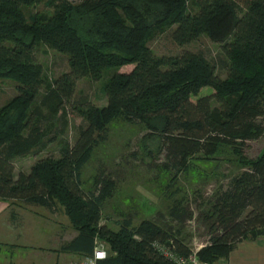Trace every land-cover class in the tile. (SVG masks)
<instances>
[{
  "label": "trees",
  "instance_id": "trees-1",
  "mask_svg": "<svg viewBox=\"0 0 264 264\" xmlns=\"http://www.w3.org/2000/svg\"><path fill=\"white\" fill-rule=\"evenodd\" d=\"M44 2L0 0V79H12L18 91L0 111V200L52 213L63 207L79 231L63 250L91 256L99 239L109 254L98 264H176L160 249L190 257L194 250L179 237L191 218L188 208L171 212L178 230L151 220L135 226L132 216L114 230L102 224L112 181L97 177L94 190L86 191L83 170L118 120L164 137L170 154L181 156L174 166L179 171L188 170L193 150L205 149L210 156L233 146L240 156L234 145L258 140L263 128L255 120L264 115V0H48L51 13L28 16L30 7ZM166 24L176 27L172 39L180 47L203 36L219 44L226 79L202 53H153L147 39ZM39 43L68 56L70 64L41 98L46 78L36 57ZM125 66L134 68L120 72ZM110 70L115 72L103 91L105 106L86 96L75 100L81 79L100 81ZM204 89L213 93L200 96ZM60 112L58 134L70 114L84 121L74 144H63L58 157L47 155L16 175L15 160L43 150L42 123ZM240 162L249 171L232 181L207 214L212 234L197 252L202 263L216 264L239 243L264 235V150L259 158Z\"/></svg>",
  "mask_w": 264,
  "mask_h": 264
},
{
  "label": "rangeland",
  "instance_id": "rangeland-1",
  "mask_svg": "<svg viewBox=\"0 0 264 264\" xmlns=\"http://www.w3.org/2000/svg\"><path fill=\"white\" fill-rule=\"evenodd\" d=\"M47 1L45 0L40 6L30 7L28 16L38 12L51 13ZM190 11H197L193 2H190ZM147 16L149 21H154L155 18ZM173 26L166 24L153 29L147 39L153 53L158 56H177L183 50L202 53L210 63L218 66L217 75L223 80L226 79V71L222 70L221 66L222 62L226 61V57L221 46L213 43L207 36H203L190 45L180 47L172 39L173 31L176 29ZM36 55L38 62L44 68L46 78V88L40 93L41 98L53 80L69 72L70 64L68 56L42 43L37 44ZM133 68L134 66H125L119 71L130 72ZM114 72L115 70L106 71L100 81L81 79L74 92L75 100L86 96L96 106H105L107 97L103 91L108 78ZM212 93L211 89H204L200 96ZM17 94V83L12 79H0V111ZM44 112L48 114L47 109H44ZM61 115V112L56 113L52 121L42 123L43 150L36 156L33 153L19 156L15 160L16 175L20 172H29L38 159L47 155L58 157L63 144H74L79 133L78 129L84 125V121L70 114L67 117L68 124L64 133L58 134L57 130L63 129ZM255 121L263 128L259 134L260 138L246 141L239 146L234 145L242 152L240 156L232 153L233 146H223L220 153L210 156L206 154L205 149L193 150L187 161L188 170L181 169V171L174 167L181 156L170 154L168 151L170 146L162 139L164 137L152 134L139 123L115 121L108 128L109 139L95 149L91 161L83 170L81 178L83 186L86 191L94 190L97 177L112 181L110 195L104 202L103 215L104 218H110V227L113 228H118V224L125 217L132 216L135 226H138L142 220H151L164 222L166 225H171L173 230H178L180 226L177 220L174 221L171 212L175 209L180 211L188 208L191 218L181 229L179 237L190 249L199 251L210 242L212 232L207 222V214L211 215V212L213 214L212 209L217 197L231 186L235 178L249 171L241 164L240 159L255 160L264 150V115L258 116ZM237 143L240 144V141ZM2 201L0 200V204ZM7 203L15 206L16 209L28 207L22 203ZM65 222L68 223L66 220Z\"/></svg>",
  "mask_w": 264,
  "mask_h": 264
},
{
  "label": "crops",
  "instance_id": "crops-1",
  "mask_svg": "<svg viewBox=\"0 0 264 264\" xmlns=\"http://www.w3.org/2000/svg\"><path fill=\"white\" fill-rule=\"evenodd\" d=\"M27 208L16 209L5 201L0 204V264H72L88 256L63 250L79 236L63 207L55 213L41 206ZM104 219L102 224L110 226V218ZM235 247L216 264H264V235Z\"/></svg>",
  "mask_w": 264,
  "mask_h": 264
},
{
  "label": "built area",
  "instance_id": "built-area-1",
  "mask_svg": "<svg viewBox=\"0 0 264 264\" xmlns=\"http://www.w3.org/2000/svg\"><path fill=\"white\" fill-rule=\"evenodd\" d=\"M95 250L93 255H89L79 262L73 264H98L99 261H102L108 257L109 248L108 245L99 239H96ZM164 254L171 259L176 264H206L199 261L197 256L198 251H194V254L188 258L177 256L176 254L170 253L167 250L160 249Z\"/></svg>",
  "mask_w": 264,
  "mask_h": 264
},
{
  "label": "water",
  "instance_id": "water-1",
  "mask_svg": "<svg viewBox=\"0 0 264 264\" xmlns=\"http://www.w3.org/2000/svg\"><path fill=\"white\" fill-rule=\"evenodd\" d=\"M170 244V243H169Z\"/></svg>",
  "mask_w": 264,
  "mask_h": 264
}]
</instances>
